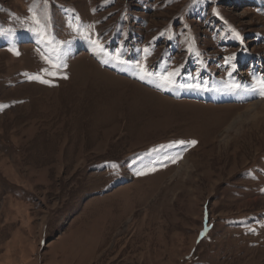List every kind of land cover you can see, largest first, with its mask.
Instances as JSON below:
<instances>
[{
    "label": "rangeland",
    "instance_id": "obj_1",
    "mask_svg": "<svg viewBox=\"0 0 264 264\" xmlns=\"http://www.w3.org/2000/svg\"><path fill=\"white\" fill-rule=\"evenodd\" d=\"M261 81L264 0H0V264H264Z\"/></svg>",
    "mask_w": 264,
    "mask_h": 264
},
{
    "label": "bare ground",
    "instance_id": "obj_2",
    "mask_svg": "<svg viewBox=\"0 0 264 264\" xmlns=\"http://www.w3.org/2000/svg\"><path fill=\"white\" fill-rule=\"evenodd\" d=\"M78 46H80L81 48L82 47H87V46H89V48L90 49H92V47L90 46V45H88V44H85V45H83L82 44V46L81 45H78ZM72 49H74V47H72ZM94 49V48H93ZM95 50V49H94ZM96 51V50H95ZM97 53H98V55H99V57H101V58H103V54H101L100 53V51L99 50H97L96 51ZM103 59H105V58H103ZM114 62V66L117 68V70H119L120 72H124V73H128V74H130V75H133V76H137V77H139V78H141V77H144V80H146V82H149L150 84H152V85H154V86H157V85H162V83H160V82H157L154 78H152V76H150V75H147L146 76V74H136L135 73V70L132 68V65L131 64H129L128 62H122V61H113ZM138 71V70H137ZM204 86V85H203ZM162 89V88H161ZM163 89L165 90V91H167V92H169V93H171V94H175V95H177V94H186L187 96L188 95H191V96H195V95H197V96H199L200 98H206V97H209L208 96V92L209 91H211V90H209V91H202L201 89H199V88H193V87H184V88H178L177 86H170L169 88H168V86H167V84H165V83H163ZM212 92V91H211ZM234 94H236L237 96H232V95H234ZM246 94H247V96L249 95H254L255 94V92L253 91V90H242V89H237V90H235V93H234V90H232V91H226V92H223V93H221V94H217V93H213L212 92V98H213V100H220V99H225V100H230V99H235V100H237V99H240V98H244V96H246ZM243 95V96H242ZM206 96V97H205ZM252 97V96H251ZM260 95L258 96V97H254V98H258L257 100H255V102L257 103V102H259V101H262V100H260ZM244 100V99H243ZM257 105H259V104H255V106H257ZM211 153V152H210Z\"/></svg>",
    "mask_w": 264,
    "mask_h": 264
},
{
    "label": "snow or ice",
    "instance_id": "obj_3",
    "mask_svg": "<svg viewBox=\"0 0 264 264\" xmlns=\"http://www.w3.org/2000/svg\"><path fill=\"white\" fill-rule=\"evenodd\" d=\"M41 38L42 39L44 38L43 34H41ZM16 54L19 55V53H16ZM53 67H55V65H53ZM47 74H49V75H55L54 72H49ZM29 79H40V78L38 76H36V77H29ZM41 82L42 83H48V81H44V80H41ZM260 87H261V90H262L261 91V94L264 95V81H261L260 82ZM179 143L183 144L184 142L183 141H180ZM190 143L193 144V145H195L196 141H191ZM202 235H203V233H202Z\"/></svg>",
    "mask_w": 264,
    "mask_h": 264
}]
</instances>
